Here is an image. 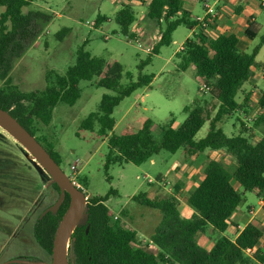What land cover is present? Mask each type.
<instances>
[{
  "label": "trees",
  "instance_id": "16d2710c",
  "mask_svg": "<svg viewBox=\"0 0 264 264\" xmlns=\"http://www.w3.org/2000/svg\"><path fill=\"white\" fill-rule=\"evenodd\" d=\"M32 2L0 0V7L4 8L0 16V79L5 82L0 88V108L8 111L39 142L38 125L49 126L55 107L59 103L75 105L81 97L80 82L97 78L96 85L113 94L103 96L98 110L82 121L80 129L95 133L97 138L108 139L106 169L112 164L140 166L162 151L171 154L185 151L188 157L208 150L225 151L237 164L232 175L223 161H208L199 186L188 198V204L195 211L189 219L181 216L179 200L174 195L150 198L146 193H140L133 196V201L162 214L160 225L146 242L140 239L137 230L113 219L105 203L116 194L115 190L111 189L106 196L89 199L87 220L79 224L70 237L74 264H264V246L257 247L262 238L258 227L247 225L235 240L225 235L230 217L245 202L244 193L233 187L232 179L245 192L256 191L257 197L264 199V92L259 97L260 113L252 127L239 118L238 135L228 136L221 127L236 113L248 115L254 108L250 104V93H243L242 102L238 101V96L253 75L264 35L251 53H244L235 35L209 36L207 28L192 19L191 13L184 9L183 0H150L147 16L160 27L159 40L149 56L138 65L136 79L120 62L94 57L82 47L77 51L75 64L65 75L49 71L45 90L23 93L12 83L11 71L40 36L41 22L50 20L41 11L26 12ZM106 20V16H99L94 26H100ZM136 20L131 5H122L115 17L120 33L131 41L136 39L132 31ZM182 25L189 30L197 28V31L176 54L178 69L184 72L195 67L201 85L204 83L209 87L205 93L209 96L204 97L200 90L194 104L184 108L187 118L178 127H174L173 119L159 125V139L154 135L157 126L150 118L144 119L138 128L128 124L120 134H114L117 125L115 109L125 98L151 86L155 76L144 74L143 70L163 47L173 43V34ZM67 32L68 29L62 31ZM257 34L250 25L247 36L254 39ZM123 79L127 81L126 85L122 84ZM211 110H214V116H211ZM206 123H209L206 137L196 140ZM255 130L263 133L257 143L253 142ZM44 148L61 166V156L55 146ZM49 189L51 196L53 191L60 195L56 183ZM69 205L70 195L67 194L56 213L37 217L31 226L33 237L48 256L53 252L57 228ZM209 231L219 235L214 239L213 248L206 250L198 244V237L209 234ZM152 245L156 251H151ZM248 249L251 254L247 253Z\"/></svg>",
  "mask_w": 264,
  "mask_h": 264
},
{
  "label": "rangeland",
  "instance_id": "374dc122",
  "mask_svg": "<svg viewBox=\"0 0 264 264\" xmlns=\"http://www.w3.org/2000/svg\"><path fill=\"white\" fill-rule=\"evenodd\" d=\"M122 5L129 3L127 0H33L25 11H41L50 20L41 22L40 36L14 64L10 74L12 83L23 93L45 90L47 73L54 71L65 75L68 68L75 64L77 51L82 47L94 57L120 62L125 71L132 73L136 79L139 75L138 65L149 56L151 52L148 48H153L157 37L139 32L141 29L136 31L134 26L133 32L138 33L140 38L131 41L124 37L115 21ZM3 12L4 8L0 7V16ZM136 12L138 19L142 21V13L139 10ZM142 12L145 23L154 27L146 11ZM204 13L203 5H197L194 14L203 16ZM262 13L258 18V37L248 40L250 49L247 53L252 52L264 35V9ZM99 16H106L108 20L100 26H94ZM65 29L68 32L62 33ZM190 34L191 30L184 25L180 26L174 33V42L163 47L160 54L153 57L152 63L145 67L143 73L154 75V80L149 88L136 91L115 109L117 125L114 134H120L128 124L138 128L144 119L150 118L157 126L154 135L159 139V125L171 119L176 125H180L186 120L184 108L194 104L202 86L194 67L184 72L178 69L176 53ZM261 75L264 77V71ZM262 78L256 84L264 89ZM96 82L97 78L81 81L80 99L73 106L59 103L54 109L51 124L38 125L37 136L44 147L55 146L61 156V168L70 180L72 177L75 179L78 188L84 192L87 203L91 198L106 196L111 189L115 190L116 194L111 195L105 203L113 219L118 217L125 226L138 230L148 238L160 225L162 214L138 204L132 198L140 193L153 198L151 185L146 180L155 181L156 176L163 174L173 162L184 160L186 155L183 151L176 154L162 151L155 157V165L148 161L140 166L132 163L112 164L106 169L108 139L97 138L95 133L80 129L82 121L98 110L103 96L113 94L112 91L97 86ZM122 84L126 85L127 81L123 79ZM4 86L5 82L0 79V88ZM208 96L204 93V97ZM214 114V110H211V116ZM237 119L235 115L226 121L223 128L228 136L239 134ZM250 124L253 126V121ZM208 131L209 123H206L196 135V140L206 137ZM259 131L262 133V130ZM220 155L218 159L228 160V153ZM76 163L79 165L73 174L71 167ZM51 184L52 179L36 167L33 156L0 127V262L20 257L34 261L42 257H39V245L32 234L33 224L41 209L29 218L25 226L27 243L22 244L20 240L11 243L8 241L19 226L20 219L27 215L41 196L46 194L44 204L47 207L57 201L59 195L55 191L50 195L48 187ZM239 190L244 192L241 186ZM173 192L172 190V194ZM164 196L166 195L161 194L157 197ZM258 201L255 192H246L245 202L241 207L245 210L251 206L257 208ZM141 225L143 227L138 228ZM70 249L71 242L67 248V259L69 264H74ZM150 249L156 251L153 245Z\"/></svg>",
  "mask_w": 264,
  "mask_h": 264
},
{
  "label": "crops",
  "instance_id": "0c3cea01",
  "mask_svg": "<svg viewBox=\"0 0 264 264\" xmlns=\"http://www.w3.org/2000/svg\"><path fill=\"white\" fill-rule=\"evenodd\" d=\"M127 1L129 5H131L134 8L135 12L139 10L140 13H142L141 15L142 21H140L137 16L138 12H136L137 20L134 23L135 25H133L135 30L137 31L138 29H141L139 32L145 33V35L156 36L157 42H158L160 27L154 21H153L154 27H152L149 24H146L145 23L146 19L144 17L145 15L142 12L144 10L146 11V14H147V6L150 0H144V1L143 0H127ZM214 1L215 0H212V3ZM183 4H184V9L191 13L192 19L195 20L196 17H202V15L194 14V10L199 4H202L204 8L203 1L183 0ZM216 6H217V12H218L216 24L213 26V28L208 29L206 33L209 36L214 37V38L220 35H235L239 39L240 50L244 53H247V51H249L250 49V43L248 41L250 37L247 36V31L250 29V25H253V28L255 30L260 31V25L258 24V18L263 15L262 12L264 9V0H217ZM204 11H205V8H204ZM133 26H132V31H133ZM196 31H197V28H194L193 30H191V34L187 37V39L192 38L193 34ZM135 35H136V39L140 38V35L138 33H135ZM257 37H258V34L256 38ZM173 40H174V34H173ZM183 44L181 45L180 50L182 49ZM255 47H253V49ZM263 71H264V44L262 45L260 52L258 56L256 57V65L253 69V75L251 79L248 83L245 84L243 88V92L240 93V95L238 96V101L242 102L243 97H244L243 93L251 94L250 104L254 107L252 111L258 110L259 97L264 92V89L259 88V86L256 84L257 80L263 77L261 75ZM199 81L200 83H202L200 78H199ZM250 114L246 115L243 112H238L235 115H237V117L241 119L243 122H245L247 126L250 128L252 127V124H250V121H249ZM224 125L225 124H222L221 127L223 128ZM178 126L179 124L176 125L174 123V127H178ZM262 138H263V133H260L259 130H255L253 142L257 143ZM183 152L185 153V151ZM220 154H223L222 156H224L227 153H225L224 151L216 152V151L208 150L204 153H198L191 157H188L185 153L186 157H184V160L173 162L172 165L169 166V168L163 174L160 173L158 176H156L155 178L156 182L149 183L148 179L146 180L147 183L151 185V188H152L151 194L153 195V198L161 194L175 195L179 200L178 210L181 216L186 219L191 218L193 214L195 213V211L188 204V198L199 186L203 178L205 166L207 165L208 161L209 160H217V161L220 160L218 159V157L221 156ZM155 157L150 160L152 165L156 164ZM223 162L226 164L228 172L233 175L237 169V164H236L235 159L229 155L228 160L227 161L224 160ZM231 183L233 187L237 191L240 192L239 189L241 185L235 179H232ZM170 185H172V187L174 186V189H172ZM169 186L171 187L170 191H169L170 189ZM172 190L174 191L173 194H172ZM254 192L257 195V192L256 191ZM245 193H244V196H245ZM258 200L259 201H258L257 208L251 206L247 210H245L243 207H241L242 206L241 205L232 214V216L229 219V222H228L229 226H228V230L225 235H228L232 237L233 240H235L238 237V235L241 233V231L247 225L253 224L256 227H258L262 232V238L260 239L259 244L257 246L258 248H262L264 246V199L258 198ZM140 227H143V225L139 226L138 228ZM218 235L219 234L213 231H209V234H206V235L202 234L198 237V244L201 247L205 248L206 250H211L214 246V239ZM139 236H140V239L144 242L149 240V237H150L149 236L148 238H145L144 236H142L141 233H139ZM153 247L156 250V247L155 246Z\"/></svg>",
  "mask_w": 264,
  "mask_h": 264
},
{
  "label": "water",
  "instance_id": "95a60500",
  "mask_svg": "<svg viewBox=\"0 0 264 264\" xmlns=\"http://www.w3.org/2000/svg\"><path fill=\"white\" fill-rule=\"evenodd\" d=\"M0 127L21 144V146L27 150L29 155L33 156V161L35 162L36 167L49 175L52 182L58 185L60 196L50 209L51 212L56 213L64 203L66 195H70L69 208L64 214L55 234L52 263L16 259L5 264H69L67 259L68 250L65 252L64 245L71 225L76 221V228L79 224H83L87 220L86 209L88 203L84 192L72 183L69 176L63 171L61 166L54 160L36 137L24 128L8 111L1 108Z\"/></svg>",
  "mask_w": 264,
  "mask_h": 264
},
{
  "label": "flooded vegetation",
  "instance_id": "af4514ba",
  "mask_svg": "<svg viewBox=\"0 0 264 264\" xmlns=\"http://www.w3.org/2000/svg\"><path fill=\"white\" fill-rule=\"evenodd\" d=\"M48 188H50V187H48ZM45 197H46V194L43 195V196H41L38 199V201H36L33 204L32 208H30V210L28 211L27 215H25V217L23 219H20L19 226L14 231V233H12L11 238L9 239L8 242L11 243L13 241L15 242L17 240H20L22 244L23 243H27V236L24 233V229H25V226H27V223L29 222V218L31 216H34V214L37 213L40 209H41V212H40V214H38L37 217H40L41 218L45 214L51 212V211H49L50 207L53 206L56 203L55 202L53 205L51 204L48 207L45 206V204H44ZM39 250L41 252V255L39 257H41V256L42 257L41 258H38V259H35L34 261H41V262H46V263H52V254L50 256H48L46 254V252L44 251V249H42L40 246H39ZM17 259H25V260H27L26 258H23V257H20V258H17ZM10 261H12V260L11 259L10 260H5V262H0V264H5V263L10 262ZM30 261H32V260H30Z\"/></svg>",
  "mask_w": 264,
  "mask_h": 264
},
{
  "label": "built area",
  "instance_id": "2783aa9c",
  "mask_svg": "<svg viewBox=\"0 0 264 264\" xmlns=\"http://www.w3.org/2000/svg\"><path fill=\"white\" fill-rule=\"evenodd\" d=\"M216 2H217V0H215L213 3H212V0H205L203 2L204 8H205V14L202 17H196L195 18V20L198 23H200L203 27H205L207 29L213 28V26L216 24V19H217V15H218ZM148 50L151 52L152 48H148ZM200 90L204 93H207L209 90V87L203 83ZM259 113H260V108H258V110H256V111H252L250 114V117H249V121L254 122L257 119V116ZM78 165L79 164L76 163L75 165H73L71 167L73 174L76 172ZM71 181L76 187H79V185L77 184V182L75 181V179L73 177L71 178ZM148 182L154 183V182H156V180L153 181L152 179H148ZM115 219H118V217H115ZM251 252H252L251 249L247 250L248 254H251Z\"/></svg>",
  "mask_w": 264,
  "mask_h": 264
},
{
  "label": "bare ground",
  "instance_id": "6f19581e",
  "mask_svg": "<svg viewBox=\"0 0 264 264\" xmlns=\"http://www.w3.org/2000/svg\"><path fill=\"white\" fill-rule=\"evenodd\" d=\"M75 226H76V221L71 225L68 233H67V237H66V241H65V245H64V250L65 252L67 251V248H68V244L70 242V237L75 229Z\"/></svg>",
  "mask_w": 264,
  "mask_h": 264
}]
</instances>
